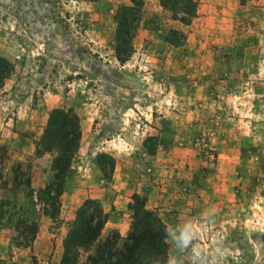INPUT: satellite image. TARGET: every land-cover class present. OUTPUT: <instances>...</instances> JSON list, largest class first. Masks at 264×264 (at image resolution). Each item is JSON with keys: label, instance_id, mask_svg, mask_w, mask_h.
<instances>
[{"label": "rangeland", "instance_id": "rangeland-1", "mask_svg": "<svg viewBox=\"0 0 264 264\" xmlns=\"http://www.w3.org/2000/svg\"><path fill=\"white\" fill-rule=\"evenodd\" d=\"M194 1L185 25L146 0L135 53L121 64L114 18L131 0H0V55L15 67L5 84L25 88L0 92V115L22 135L0 143L15 150L0 163V264H60L61 239L87 199L103 196L131 226L134 194L167 224L168 264H264V0ZM21 102L35 119L20 118ZM57 107L97 126L66 179L58 220L42 222L51 201L39 193L55 154L38 160L37 142ZM98 154L116 160L109 175ZM33 221L45 232L40 245Z\"/></svg>", "mask_w": 264, "mask_h": 264}, {"label": "trees", "instance_id": "trees-1", "mask_svg": "<svg viewBox=\"0 0 264 264\" xmlns=\"http://www.w3.org/2000/svg\"><path fill=\"white\" fill-rule=\"evenodd\" d=\"M163 8L173 14V20L189 25L196 18L198 4L194 0H161ZM145 0H131V4L118 7L113 32L115 57L121 64L127 63L135 53L134 39L142 20ZM178 35V31L173 32ZM183 36V34H181ZM169 43L178 45L174 38ZM15 71L11 60L0 55V89ZM82 125L73 108L57 107L49 115L42 138L37 144V155L55 154L53 159V180L39 195L41 201H51L43 214L54 222L60 214V198L64 194L65 182L72 166L79 156L82 143ZM145 148L151 155L156 149ZM97 164L104 175L112 173L116 160L107 154L97 155ZM130 230L125 238L117 231L102 238L109 216L103 204L97 199H87L77 210L64 240L60 264H168V227L160 215L148 207L144 195L134 194ZM50 207V208H49ZM35 236L39 223H30Z\"/></svg>", "mask_w": 264, "mask_h": 264}, {"label": "crops", "instance_id": "crops-1", "mask_svg": "<svg viewBox=\"0 0 264 264\" xmlns=\"http://www.w3.org/2000/svg\"><path fill=\"white\" fill-rule=\"evenodd\" d=\"M146 1V0H145ZM200 7H203V5H200ZM10 79V78H9ZM9 79H7V80H9ZM6 80V81H7ZM5 81V82H6ZM7 85L5 84L1 89H0V92L2 91V92H9L10 90H13V92H12V94L14 95V94H16V96H21V94H22V92H24L25 90H23V89H25V88H22L23 86H21V85H13V86H9V90L7 89ZM19 104V108H20V111H19V114L21 115L20 116V118L22 117V119L23 120H26V121H29V120H31V119H35V118H33V116L32 117H29V116H27V118H25L26 116H24V114H22V112H23V109H24V103H18ZM53 110V109H52ZM48 119H49V117H47L46 119H45V123L43 124L44 125V128L43 129H45V127H46V125H47V123H48ZM10 121H12L13 122V124L15 123V120H13L12 118H9V117H4V116H1L0 115V143H1V140H2V138H4V139H6L5 137H13V139H15L16 140V138H18V137H22V135H20L19 134V132H15L13 129H10V126H11V123H10ZM95 123H96V120H95ZM95 123H92V124H90V123H87V124H83V123H81V125H82V134H83V136H82V143H81V149H80V151L82 150V145H83V142L85 141V139L86 138H88L89 136H90V134H91V132H93V130L95 129V126H97V123L95 124ZM17 129V128H16ZM43 132L44 131H42L41 133H40V136H39V138H38V141H40V139L42 138V135H43ZM13 134V135H12ZM9 135V136H8ZM120 140H124L123 139V137H122V135H121V137H120ZM117 142H119L118 140H116V143ZM38 143V142H37ZM12 144V143H11ZM10 146V145H9ZM115 147H119V146H117L116 144H115ZM142 148H143V146H142ZM137 150H139L138 148H136ZM144 149V148H143ZM14 154H15V150L11 147H6V148H4V147H1V145H0V163H2V166H6V165H10V160H9V158H8V156L9 155H11V156H14ZM79 154H80V152H79ZM47 157H52V155L51 154H49V153H47V154H44V155H41L39 158H38V160H45ZM5 158H7V160L5 159ZM51 161L49 160V167H50V165H51V163H50ZM52 163H53V160H52ZM117 163V162H116ZM117 165V164H116ZM73 166H74V164H73ZM73 166H72V168H73ZM7 169V171L10 169V168H6ZM72 170V169H71ZM53 171V170H52ZM38 173H37V175H40V170H38L37 171ZM39 177L37 176L36 178H35V181H33V184L34 183H36V184H38L39 182H36V179H38ZM44 184V183H43ZM99 199H101V200H99L102 204H103V207L105 208V211H106V213L107 214H109V219H108V222H107V224H106V226H105V228H104V230H103V232H105V231H109V232H113V231H117V232H119L120 233V235H121V237L123 238V237H126L127 236V234H128V232H129V230H130V224L128 223V222H126L125 221V217H126V215L125 214H121L119 211L118 212H114V213H110L111 212V209H106L107 208V200L103 197V196H101ZM116 204H117V202H115ZM148 207H149V205H148ZM119 208V207H118ZM150 208V207H149ZM150 209H152V208H150ZM119 210H121V208H119ZM122 211V210H121ZM127 212H129V211H127ZM44 216V218L42 219V222L43 221H45L46 219L47 220H49L50 218L49 217H47V216H45V215H43ZM50 220H52V219H50ZM122 220H124L125 222H122ZM53 221V220H52ZM73 221V220H72ZM70 226V225H69ZM68 229H69V227H68ZM68 229H67V231L65 232V234H64V236H63V238L61 239V248H62V256H63V251H64V247H63V243H64V240H65V238H66V236H67V233H68ZM43 234H45V232L42 230V229H40V230H38V233H37V239H36V241H35V244L36 245H40V243H42L45 239H43L42 240V235ZM62 256H61V258H60V262H61V260H62Z\"/></svg>", "mask_w": 264, "mask_h": 264}, {"label": "clouds", "instance_id": "clouds-1", "mask_svg": "<svg viewBox=\"0 0 264 264\" xmlns=\"http://www.w3.org/2000/svg\"><path fill=\"white\" fill-rule=\"evenodd\" d=\"M182 240L185 242V246H187V241H189L191 239L190 234H188L187 232L182 233Z\"/></svg>", "mask_w": 264, "mask_h": 264}]
</instances>
